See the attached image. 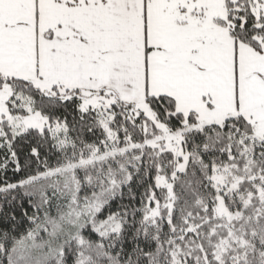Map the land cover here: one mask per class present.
<instances>
[{"label": "snow or ice", "instance_id": "snow-or-ice-1", "mask_svg": "<svg viewBox=\"0 0 264 264\" xmlns=\"http://www.w3.org/2000/svg\"><path fill=\"white\" fill-rule=\"evenodd\" d=\"M0 264H264V0H0Z\"/></svg>", "mask_w": 264, "mask_h": 264}]
</instances>
